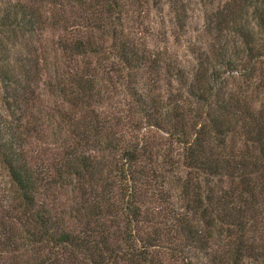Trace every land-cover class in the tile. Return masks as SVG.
I'll list each match as a JSON object with an SVG mask.
<instances>
[{
    "label": "trees",
    "instance_id": "1",
    "mask_svg": "<svg viewBox=\"0 0 264 264\" xmlns=\"http://www.w3.org/2000/svg\"><path fill=\"white\" fill-rule=\"evenodd\" d=\"M150 6L0 2V264L264 262V0L209 9L195 61L165 69Z\"/></svg>",
    "mask_w": 264,
    "mask_h": 264
},
{
    "label": "rangeland",
    "instance_id": "2",
    "mask_svg": "<svg viewBox=\"0 0 264 264\" xmlns=\"http://www.w3.org/2000/svg\"><path fill=\"white\" fill-rule=\"evenodd\" d=\"M3 0H0V2ZM8 1V0H7ZM222 0H150V19L152 22V28L148 35L149 42L153 47L154 52L162 58L165 65L163 68H167L166 63L172 65H184L190 66L195 57L192 55L190 48L203 46L202 28L205 24L204 13L209 9L220 5ZM252 22V21H251ZM51 34L47 33L46 37H50ZM164 80H168L169 76L164 75ZM172 88L165 90L164 85L159 90V95L163 101H167L171 97L178 96L180 94L179 83L176 79L171 80ZM1 91V90H0ZM41 96H43L45 104L50 105L53 103V99L45 93L44 88L40 87ZM53 125L44 126L45 141L43 144H39V141H34V149L38 150L40 147H47L48 151L46 156L51 155V151L56 152L58 146L56 142L51 140V130ZM148 136L157 138L160 136V140L163 141L164 133L155 130L151 126L143 127L140 131ZM170 147H174L171 145ZM166 148V147H165ZM174 148L170 153L168 149L161 150L158 154L156 162L161 164L162 168L175 171L176 165L171 161L178 159L177 151ZM167 151L169 154H163ZM169 160L170 163L164 161ZM172 171V174H173ZM177 174H179L177 172ZM168 179V178H167ZM170 185V182H167ZM172 185V184H171ZM7 178L4 169L0 166V200L4 196H10L11 192L7 187ZM173 199L176 202H181V191L179 188H175V185L171 187ZM67 195L64 191H59V197L63 198ZM2 197V198H1ZM264 226V224H263ZM246 264H264L259 260H246Z\"/></svg>",
    "mask_w": 264,
    "mask_h": 264
}]
</instances>
